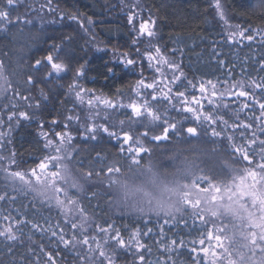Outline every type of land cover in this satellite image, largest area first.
<instances>
[{
	"label": "trees",
	"instance_id": "1",
	"mask_svg": "<svg viewBox=\"0 0 264 264\" xmlns=\"http://www.w3.org/2000/svg\"><path fill=\"white\" fill-rule=\"evenodd\" d=\"M222 3L229 17L242 29L252 31L258 29L264 32V9L260 7V0H222ZM143 4L155 19L158 47L165 55L178 58L179 67L188 80L207 83L211 79L221 86L241 87L243 84V89L251 92L252 80L264 77V72L259 70L260 65L264 64V42L257 38L252 42L226 41L213 19L208 0H143ZM52 5L58 12L63 13L65 18L67 14H78V19L83 20L91 18L95 38L109 50H116L121 54L134 53L135 49L131 47L133 34L122 14H117L115 10L110 14L108 7L98 0H52ZM67 22L40 30L24 27L22 33L12 27L9 35H0V61H3V66L14 76L15 81H21L17 89L21 96L29 97L33 105L26 110L31 118L22 121L10 137L11 149L16 153L15 159L22 168L35 167L43 156L42 141L38 136V122L50 121L53 118L59 120L67 107L65 89L60 86L57 88L54 81L38 82L35 85H40L38 92H32V88L29 89L26 83L28 76L33 74L34 61L48 55L54 45L63 49L57 62L69 65L70 71L74 73L77 68L84 65L86 70L84 85L91 92L108 98H120L128 94L139 79L137 73L121 70V66L111 59L108 52L91 56L87 50L85 35L76 25ZM25 32L30 33L32 39L24 38ZM173 49L177 51L173 52ZM106 67H115V73L107 74ZM41 74L42 72H39L34 75L43 79L40 77ZM40 89L44 96L39 95ZM255 91L259 102H264L259 89ZM37 103L40 104L39 109L34 106ZM253 106L257 109L256 116H259V104L253 103ZM91 145L96 151L91 156L79 152L74 158L75 163L78 162L80 165L83 162L87 163L95 157L97 151L106 155L110 150L117 152L116 145L106 140ZM91 196L89 193L80 199V204L91 219L104 229H109V224H113L115 229L120 230V235L126 243L130 237H134L136 244L150 247L152 252L146 259H159L172 264L168 261V253L164 251L162 245L171 244V241L176 239L177 245L174 247H178L183 253L181 260L191 264L198 254L203 260V252L200 249L206 247V243L204 245L191 243L194 238L199 239L198 233L204 231L200 223L187 221V225L165 224L154 218L113 216L104 206V194H99L97 198ZM11 197H15L14 203H9ZM36 212L50 218L49 223L57 232V237L49 238V235L35 232L27 225L23 228L24 235L16 242H6L0 238V264H48L49 254L52 255L51 264H80L78 258L65 254L62 244L58 243L57 238L60 234L56 225L59 224V217L52 210L34 204L29 198L24 199L10 194L6 196L5 201H0V218L6 221L7 224L4 226L11 227L14 232L20 227L19 221L32 219ZM4 216H8L9 219L5 220ZM49 223L41 221L44 228L49 227ZM160 226L163 227V237ZM149 227L153 229L152 233L143 235ZM3 229L5 228L0 225V230ZM136 229H140L138 237L134 236ZM110 230L115 235V231ZM29 235L32 236L31 240L28 239ZM181 238L187 242L186 247L179 243ZM9 247L12 248L11 253L8 251ZM193 247L197 252L190 251ZM139 251L143 254L144 248ZM172 255L175 257V252ZM205 255L210 260L213 259L210 254Z\"/></svg>",
	"mask_w": 264,
	"mask_h": 264
},
{
	"label": "snow or ice",
	"instance_id": "2",
	"mask_svg": "<svg viewBox=\"0 0 264 264\" xmlns=\"http://www.w3.org/2000/svg\"><path fill=\"white\" fill-rule=\"evenodd\" d=\"M210 7L214 9L216 15L219 20L222 21L226 27V29L233 28L234 31L227 32L225 37L226 41H237L240 42L242 39H246L249 42L254 41L257 36H259L260 40L264 42V32L260 30L251 29H241L240 25L231 26L228 24V20L226 19V13L224 11V5L221 0H209ZM21 5H26L28 11H34L32 8V4L29 0H0V32H3L5 35H9V30L12 27H15L19 33L24 31V25H29L32 23L30 19H26L27 12L24 16L18 14V9ZM45 5H41L40 8L43 9ZM47 7H49L52 11L55 9L52 8V0H47ZM260 7L264 9V0H260ZM15 13V14H14ZM135 16L139 17L140 13H135ZM67 18L73 21L78 20V14H67ZM134 16H128V23L132 25ZM87 23L90 25L92 23L91 18H87ZM155 21L149 18L148 21H143L139 24V29L137 30L133 26V32H136L137 35L132 40L131 47L135 49V58H130L129 53H122V58L117 59L116 64L121 66V70L136 73L137 69H140L138 75L143 77V72L146 70L143 64V60L146 58L148 61L147 68L152 69L155 68L156 72H160L159 67H155L152 61H156L157 65L163 64L167 65L169 68L173 69V75L170 82H162L153 77V82L146 83L144 78H141L137 81L135 85V94L137 97H141V90H145L144 95L150 96L151 101L144 99L142 104H137L135 102L129 104L123 103H112L108 100L103 101V108L99 111L96 110V105L93 104L91 100L88 101V109L85 110V114H76L74 109H70L69 111L73 114L66 115L62 119L53 118L50 121L38 122V136L41 138L43 142V150L45 154L40 158L39 164L36 168L32 169V175L35 177L41 176H51L56 178L58 176V168L60 167L59 161L64 158L63 151L65 148V142L68 143L73 142V137L68 131L71 129L73 131L80 132V129H83L81 134L85 135L91 141H98L107 139H115L117 141H121L122 143L118 146V151L116 154L123 159H126L132 165H139L145 158L146 155L151 153V149L144 146L140 143V140L137 139L135 142L133 140V135L130 131L121 130L120 134L117 135L116 131L110 128L106 123L100 122L101 120H106L107 116L110 112H117L123 116V118L128 121V123L132 126V128L139 132V136L144 139L149 140V130L145 127L147 122L149 121H162L163 122V130L160 135H156L152 137L149 142H156L161 140L168 139L169 133L176 127V125L180 121H187L189 117L184 115V113H190L191 118L196 122V124L207 125V129L211 128V135L214 137H221L222 135L226 136V140L228 143V147L230 149H234L236 152L242 153L243 161L247 162V171L238 176L234 183H232L227 188L223 190L221 187L217 186L215 183L207 180L206 178H201V181L207 183V187H201L200 183L196 184V188L198 191L204 192L206 194H210L211 200L215 202L217 199H229L235 200L239 203L240 207H242L245 212L248 214L247 218L249 220V224L254 229H261L259 240L260 244H257V248L253 249L252 255L255 256L257 250L264 252V192L260 190L261 186L264 185V139H259L258 134H264V102H259L256 96V89H259L260 97L264 98V77L260 79H253L251 82L252 91H239L237 97H247L249 101L252 103H243L239 108H230L227 103L224 102L225 96L228 94L230 89L225 88L223 91H218L217 84L213 82V80L209 79L207 81V85L210 86L211 94L208 99L209 105H212V108L209 112H202L200 108L203 105H200L199 100L196 101L198 108L192 107H181L182 104L188 103L191 101L187 100L185 97V92L190 88L196 87V85L191 80H187L185 83L184 79L181 77L184 76V73L181 71L180 75H176L175 72L179 70L178 64L169 60L167 57L161 55V48L152 45V39L156 37L157 33L153 30V26L155 25ZM79 27L88 31L85 28L84 23L80 22ZM249 31H252V34H248ZM142 38H146L142 39ZM147 43L148 48L142 53L140 48L137 45L142 43ZM154 48L155 55L149 50ZM63 49L57 48L55 45L53 46L52 51L42 57L41 59H37L34 61L32 72L27 78L26 83L29 86H35L38 82L44 83L47 82L49 78H58L63 79L64 76L67 75L70 70L69 65H66L62 62H57L59 60L60 52ZM177 51V49H173V52ZM215 51V49H213ZM3 61H0V68L3 67ZM223 65V62H221ZM260 71L264 72V64L260 65ZM116 71L115 67H106L105 72L107 74H114ZM44 72L45 76L43 79L37 78L34 74ZM61 74V75H57ZM86 74V70L84 65H81L79 68L75 70V75L73 77V83L69 85V93L75 91V99L83 104V99L81 96L82 92L90 91L85 90L77 83L79 79H81ZM158 84L160 87L158 88ZM172 85L176 86L178 90L174 95L172 94ZM243 87V84L240 85ZM148 89H152V92H147ZM167 89V91H164ZM199 91L201 94L206 92L205 83L203 81L199 84ZM41 96H44L42 89H40ZM19 95V93H17ZM46 98V97H45ZM21 99L24 101H28L30 98L27 96H21ZM100 100L99 97L96 98ZM176 103H173V101ZM253 103L259 104V116L249 117L250 122L242 125V131H239L238 136L243 137L245 141L249 140V137L246 135L249 129H253V123L251 121H255V128L251 132V143L256 145V147H251L247 151L243 146H237L234 143V139L237 138V133L233 132L231 135L227 134V129L230 127L229 119L224 118L225 110L230 114V118H235L238 120L240 118V113L244 111V109L252 108ZM29 107L33 105L29 104ZM37 109L40 108V104L37 103L34 105ZM130 109V111H128ZM110 110V111H109ZM104 111L105 115L102 118L100 116V112ZM176 112L177 116L172 117L169 113ZM182 117V119H181ZM20 118L28 120L31 118V115L28 112L20 111L17 115L15 111H13L7 118V122L11 124L13 119L19 121ZM175 122H172V121ZM219 121L222 127L220 130H217L216 127H211L213 124H216ZM3 120H0V124H4ZM235 127V125H231ZM143 127L144 130L140 131V128ZM59 129V130H58ZM197 128L194 126H189L186 128V131L189 134H196ZM9 133L0 131V149L7 151V144L11 141L8 139ZM258 140V143H257ZM127 146L126 148L124 146ZM127 152L129 155L124 156L123 153ZM55 153V155H53ZM143 154V155H142ZM12 160L9 163V167L7 169L0 168V173H3L4 180L6 183L3 186H0V201H5L6 196L8 195V191L15 190L18 194L25 193L29 190V185L24 181V173L20 171H10V167L12 165L18 166V161L15 159L16 153L12 152L11 155ZM69 157H72V153H68ZM6 159V155L3 151H0V163ZM107 162V166H106ZM113 162L107 161V155L102 153L101 151H97L96 155L93 159L88 160L87 164L81 163L83 165V169L89 177L93 174L103 173L104 175H111L114 171L119 172L120 168L117 165L116 167H112ZM54 171H49V166ZM37 168L40 170L39 174L37 173ZM99 194L96 192L92 193L93 198H97ZM15 197H11L9 203H14ZM49 203V202H48ZM50 205L52 203H49ZM57 208H60L62 213L67 217L70 210H74L76 214L79 215L80 219H83L85 222L88 221V216L85 214L86 209L79 207V201L72 197L67 200L57 199L54 202ZM185 204L189 209H195L189 211L186 215H182L176 218H165V224H178L181 221L187 225L188 219L198 218L201 222V225L204 228V231L198 233L199 239L194 238L191 243L200 245H204L207 241L208 247H203L200 251L203 252V260H201L199 254L191 261V264H217L218 260H220L221 253L226 251L224 246V237L221 235L223 232V227L213 225L209 223L202 212L199 211L201 202L197 200L194 204L191 200H185ZM5 220H8V216L3 217ZM50 218L42 216L39 212L33 214V218L27 221H19L20 227L16 229L14 232L11 227L0 230V238H3L6 242H16L20 236L24 235L23 228L27 225H30L32 230L35 232H39L42 235H49V238H56L57 232L54 231L49 223ZM41 221L43 223H49V227L44 228L41 225ZM72 229H77V225L73 220L69 221ZM208 225H211L214 229V232L208 230ZM99 226V225H98ZM109 229L115 231V236L110 237L114 247L115 252V260L121 261L122 264H137V256L139 260V264H167V261L162 262L159 259L151 260L146 259V256L151 255V248L145 247L143 244L138 245L133 248L131 246L125 247V240L120 235V230L115 229L113 224H109ZM161 227V236L163 237V227ZM101 232H107L106 229L100 227ZM153 229L151 227L147 228V231L143 233V235L147 236L152 233ZM215 233V234H214ZM83 235V233H80ZM140 235V229L135 230L134 236L138 237ZM253 240L252 243L256 244L257 242V234L255 231L251 233ZM77 238V234L73 233L70 239H65V234L63 230L58 237V243H62L64 245L65 250L71 249L75 250L74 241ZM28 239L31 240L32 236L29 235ZM215 241L213 244L212 242ZM134 243V237L129 238V244ZM180 244L185 245L187 242L181 238L179 241ZM177 245V240L173 239L171 244H163L164 251L168 253V261H171L172 264H188L186 260H181L180 257L183 255L181 250L178 247H174ZM144 248V253H140V249ZM208 249L210 254L213 256V259H209L207 255H205L204 250ZM219 249V251H217ZM9 253H11L12 248H8ZM31 251V249H30ZM43 251V249H41ZM191 252H197L195 247L190 249ZM175 252V257L172 255ZM131 255V260L126 259L128 255ZM229 255H231L229 253ZM48 264L52 262V255H48ZM234 264V262H233ZM260 264H264V257L261 258Z\"/></svg>",
	"mask_w": 264,
	"mask_h": 264
},
{
	"label": "clouds",
	"instance_id": "3",
	"mask_svg": "<svg viewBox=\"0 0 264 264\" xmlns=\"http://www.w3.org/2000/svg\"><path fill=\"white\" fill-rule=\"evenodd\" d=\"M34 19L40 20L42 17ZM24 38L32 39V36L25 32ZM104 115V111H101L100 116L103 118ZM102 121L114 129L117 135L121 130L130 131L134 142L139 139L140 143L151 149V153L139 165H132L118 156L116 151L110 150L107 161L113 162L112 167L118 165L120 171H114L111 175L100 173L89 177L83 167H75L69 163L71 157L68 153L77 154L82 151L91 156L96 149L90 143L85 145L66 141L64 158L59 161L58 176L34 182L31 192L35 197L53 203L57 197L63 196L67 200L72 194H76L79 199L90 191H95L104 194V206L109 214L139 219L180 217L195 210L189 209L185 200H191L193 204L199 200V211L204 218L213 225L223 227L221 235L224 237L226 251L221 253L222 258L217 264H260L264 252L257 250L253 256L252 251L261 243V229L251 227L248 214L237 201L217 199L213 202L210 194L196 188L201 178L210 180L222 190L227 188L247 171L241 161L231 154L225 157L219 144L206 138L172 141L165 146H157L140 137L139 132L114 111ZM154 122L156 121H149L147 124ZM143 130L141 127L140 131ZM148 130L152 136L161 134L155 129ZM221 171H226L227 175L217 178L215 174ZM58 188L61 191H57ZM260 190L264 192V185ZM253 231L257 234L256 244L252 243Z\"/></svg>",
	"mask_w": 264,
	"mask_h": 264
},
{
	"label": "rangeland",
	"instance_id": "4",
	"mask_svg": "<svg viewBox=\"0 0 264 264\" xmlns=\"http://www.w3.org/2000/svg\"><path fill=\"white\" fill-rule=\"evenodd\" d=\"M98 1L101 4H103L105 7H108L107 9L111 12L110 14H112L114 10L117 14H122V16H124L126 18L127 22H128V16L129 15L134 16L132 25H130L128 23L130 26L131 32L133 34V39L137 35L136 32H133V26L138 30L139 24L141 22L148 21L149 18L151 20L155 21L153 15L151 13H149L144 8L145 6L143 4V0H98ZM29 2L32 4V8L35 9L34 11H28L26 5H21L18 9V14H20L21 16H24V14L27 12V16L25 18L30 19L33 22L32 24L24 25V27L35 28V29L40 30V29H45L47 27L56 26V25H59V24L64 23V22L66 23L68 21L67 23H70L71 25H76L78 30L83 35H85V38H86L85 40L87 43L86 44L87 50L91 54V56L92 55L95 56V55H99L101 53L108 52V54H110V57L112 60H114V62H116L117 59L122 58L121 52H116V50H109L108 48H106L103 44H101L95 38V36L92 32V30H93L92 29V23L89 25L87 23V20L78 19L77 21H73V20H70L68 18H65L63 16V13L58 12L53 5H52V8L55 9V11H52L49 7H47V0H29ZM221 2H222V0H221ZM208 3L210 5L209 0H208ZM41 5H45V7L42 9V11L39 12L38 10L41 9L40 8ZM210 9L212 11L213 19H214L215 23L220 27L222 35L224 37H226L227 32L235 30L234 27L226 29L224 23L219 20L214 9L212 7H210ZM224 11L226 13V19L228 20V24L231 26L238 25L229 17L225 8H224ZM135 13H140V16L139 17L135 16L134 15ZM37 16L42 17V19H40V20L34 19ZM80 22L84 23V26H85V28L88 29V31H84L79 27ZM153 30L156 32V26L155 25L153 26ZM1 34H4V33L0 32V35ZM248 34H252V31H250V33L248 32ZM156 37L152 39V45L158 47V45L156 43ZM142 39L146 40V38H142ZM257 39H260L259 36H257ZM242 41L248 42L246 39L240 40V42H242ZM229 42L237 43V41H229ZM137 47H139L141 52L143 53L145 51V49L148 48V45L145 42V43L137 45ZM149 50L152 52L153 55H155L154 48H151ZM134 53H135V51H134ZM134 53L130 54V58H135ZM161 55L167 57L169 60L175 62L179 66V61H178V58L176 56H167L162 51H161ZM152 63L155 67H159L161 71L156 72L155 68L148 69L147 68L148 61L145 58L143 60V64H144L146 70L143 72V77L138 75V78L139 79L144 78L146 83H150V82H153V77L155 76L156 79L159 81L170 82L172 79V75H173V69L169 68L167 65H163V64L157 65L155 60L152 61ZM139 72H140V69H137L136 73L138 74ZM180 72H181V69L179 67V70L176 71L175 74L180 75ZM57 75H61V74H57ZM74 75H75V72L73 73L72 71L69 70L67 75L64 76L63 79H58V78H54V77L48 79L51 82L54 81V83H56L54 85L57 86V88L60 86V88L65 89L66 98H67V107L64 110V113L60 119H62L66 115L73 114L72 112L69 111L70 109H74L76 114H81V115L85 114V110L88 109V101L89 100H91L93 102V104L96 105L97 111H99L101 108H103V101L104 100H108L112 103L119 102V103H123V104H129V103L135 102L138 105L142 104L144 99L151 101L150 96L144 95L145 90H143V89L141 90V97L136 96L135 91H134L135 85L137 83L136 82L134 84V86L132 87V89L130 90V92L128 94L124 95L123 97H120V98H108V97L96 94L94 92H91V91L82 92L81 96L83 99V104H81L79 101H77L75 99V91H73L72 93H69V85H71L73 83ZM44 76H45V73L42 72L40 77L43 78ZM14 79H15L14 76L11 73H9L4 66L2 68H0V120H3L5 122L4 124H0V131L8 132L9 133V136H8L9 140H10L12 133H14V131L19 126V124L22 121H26V120L23 118H20L19 121H17L16 119H13L11 121V124H9L7 122L8 116L13 111H15L17 113V115L20 111L26 112V110H29V108H30L28 105L29 104L32 105L31 99H29L28 101H24L23 99H21V95H20L21 93L17 89V87H20L19 83L21 84V81L18 79L19 80V82H18V81H15ZM181 79H184L185 83L188 80L184 76L181 77ZM77 83L83 89L88 90L85 88V85H84V76L81 79H79L77 81ZM193 83L196 85V87L190 88L188 91L185 92V97L187 98V100L191 101V103L190 104L184 103L181 105V107H192L194 109L198 108L199 105H197L196 101L199 100L200 105H203V107L200 108V111L209 112L212 108V105H209V103H208V99L210 98V94H211L210 86H208L207 83H205L206 92L204 94H201L199 91L200 81H193ZM22 84H24V82H22ZM157 87L159 88L160 85L158 84ZM31 88H32V90H31L32 92H38L40 85L38 84V86H34V87L29 86V89H31ZM217 88H218V91H223L225 88L230 89V91L228 92V94L224 98V102L227 103L230 108H239L242 106L243 103H252L251 101H249V99L247 97H237V95H235L239 91H245L243 89V87L217 85ZM178 90H183V89H177L176 86L172 85V94L173 95ZM152 91H153L152 89L147 90V92H152ZM164 91H167V89H164ZM17 93H19V95H17ZM39 95H41V93H39ZM97 97H99L100 100H97L96 99ZM173 103H176V101L174 100ZM128 111H130V109H128ZM255 111H256V113H255ZM257 114H258L257 109L254 106L252 108H249V109H244V111L242 113H240V118L238 120H236L235 118H230V114L228 113L227 110H225V113H224V118L229 119V124H230V127L227 129V134L231 135L233 132L237 133V138H235L233 142L236 143L238 147L243 146L246 151L251 147H256V145L251 143V132L255 128V121L254 120L251 121L253 123V129H249L246 133V135L249 137L248 141H245L243 137H239L238 133H239V131L243 130L242 125L250 122L249 117L256 116ZM169 115L172 117H175V116H177V113L172 112V113H169ZM184 115H187L189 117V120L180 121L176 125V127L169 133L168 139L156 141L153 143H155L157 146H165L172 141L192 140L194 138H206L209 141L218 143L220 146V150L225 157H227L228 155L231 154L236 159L241 161L244 164V166H247V162L243 161V159H242L243 154L236 152L234 149H230L228 147V143H227L225 135H222L221 137H214L211 135V128H209V130L207 129V125L196 124V122L191 118L190 113H184ZM181 119H182V117H181ZM100 122H103V121L101 120ZM172 122H175V121L173 120ZM231 125H235V127H232ZM189 126L196 127L198 129L197 133L196 134H189L186 131V128ZM145 127L147 129L148 128L155 129V130L160 131L162 133L163 122L162 121H156L150 125L146 124ZM211 127H216L217 130H220L222 125H220L219 121H217V123L213 124ZM68 131L72 135L74 143L87 145L89 143L94 144V143H97L98 141L106 140L107 142L114 143V145H116L117 151H118V146L122 143L121 141H117L115 139H107V138H105L104 140L91 141L85 135L81 134L83 132V129H80V132L73 131L71 129H68ZM258 136H259V139H264V134H258ZM152 137H154V136L149 135V141H151ZM257 143H258V140H257ZM42 146H43V142H42ZM124 147L126 148L127 146L125 145ZM0 151H3L4 154L6 155V159L3 161V163H0V168L7 169L9 167L10 161L12 160V157L10 155L13 152L11 149L10 143L7 144V151H4L3 149H0ZM44 154H45V151L43 150V155ZM77 154H72V157H71L69 163H71L75 167H83V165H80V163H78V162L75 163V161H74V158ZM53 155H55V153H53ZM122 155L127 156L129 154L127 152H125ZM39 162H38V164H39ZM83 163L85 165L87 164L85 162H83ZM36 166L33 168H36ZM33 168L26 169V168H22L20 165H18V166L12 165L10 167V169H9L10 171H20V172L24 173L23 179L30 187H29V190H27L25 193H22V194H18L15 190H11V189L8 191V194H10L11 196H17V197L21 196L24 199L29 198L34 202V204H36L38 206H42L44 208H48L49 210H52L56 215H58L59 224L56 225L58 233L61 234V231L63 230V232L65 234V239H70L71 235L73 233L77 234V238L74 241L75 250L74 251H72L71 249L65 250L66 251L65 254H70L74 258H78L80 264H122L121 261L115 260V252H114L115 245H113L111 238H110V237H113L115 235L112 234V231L110 229H106L107 232H101L98 224H96L94 222V220H92L91 217L89 216V214H87L86 212H85V214L88 216L87 222H85L83 219H80L79 215L76 214L74 212V210H70L68 216L66 217L62 213L61 209L57 208L55 206L54 202L50 205L47 201H45L41 198L35 197L32 194L31 187H32L34 182H40L46 178L54 179V177H51L50 175L49 176H41V177L33 176L32 175V169ZM48 170L54 171L55 169H53L50 165ZM39 172H40V170L37 168V173L39 174ZM215 175L217 176V178H220V177L226 176L227 173H226V171H221V172L216 173ZM5 183H6V181L4 180L3 173H0V186H3ZM200 185H201V187H207V183L203 182V181L200 182ZM57 191H61V189L58 188ZM93 192H95V191H90L89 193L92 194ZM0 194H3V193H0ZM99 194H103V193H99ZM71 197L74 199H77L76 194H72ZM57 199L64 200V197L63 196L57 197ZM80 199L81 198L77 199L79 201V207L83 208L82 205L80 204ZM113 216H118V215H113ZM73 219L77 225V229L71 228V224L69 221L73 220ZM154 219H156V218H154ZM157 220H160L164 223L163 219H157ZM188 221H194V222H198L201 224V222L199 221L198 218L188 219ZM180 223H184V222L181 221ZM4 224L5 225L7 224L6 221H3L0 218V225H2V227H4L5 229L9 228L8 226H4ZM208 230H211L214 232V229L212 228L211 225H208ZM81 232L83 233V235L80 234ZM57 240H58V238H57ZM212 243L214 244L215 241H213ZM129 246L135 248L138 246V244H136L134 242L133 244L130 245L129 242L128 243L125 242V247H129ZM62 247L64 248L63 244H62ZM206 247H208L207 241H206ZM217 251H219V249H217ZM204 253L210 254V251L208 249H205ZM210 256L213 258V256L211 254H210ZM126 259L131 260V255L129 254L126 257ZM137 262H138V259H137ZM129 264H130V262H129Z\"/></svg>",
	"mask_w": 264,
	"mask_h": 264
}]
</instances>
